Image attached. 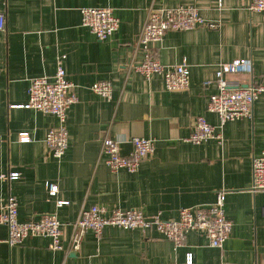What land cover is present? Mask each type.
Instances as JSON below:
<instances>
[{
  "label": "crops",
  "instance_id": "obj_1",
  "mask_svg": "<svg viewBox=\"0 0 264 264\" xmlns=\"http://www.w3.org/2000/svg\"><path fill=\"white\" fill-rule=\"evenodd\" d=\"M251 0H0L5 26L0 30V205L8 195L17 201L20 221L56 212L62 221L61 250L47 236H30L15 246L0 245V264H264V191L253 192V158L264 150V92L251 118L228 121L221 138L187 140L194 120L204 116L218 91L220 64L246 58L252 70L225 77L232 87L264 86V14L251 12ZM195 6L209 24L168 31L153 49L160 62L190 64V85L170 91L161 74L150 78L135 70L145 53L138 40L151 8ZM109 7L118 30L100 40L82 25V8ZM59 56L78 101L67 117L69 144L61 160L50 154L45 137L58 124L52 114L19 107L28 101L30 79L52 77ZM100 80L112 84L111 98L92 90ZM32 141H18L19 132ZM105 136L126 139L129 154L135 136L152 138L154 153L136 172L112 170L102 153ZM49 182L59 184L58 207ZM228 190L226 215L233 226L223 248L209 245L200 230L188 232L180 247L156 228L125 230L107 226L89 230L76 252H67L80 210L97 205L107 214L139 209L147 216L177 219L184 207L215 201ZM7 227L0 222V239Z\"/></svg>",
  "mask_w": 264,
  "mask_h": 264
},
{
  "label": "built area",
  "instance_id": "obj_2",
  "mask_svg": "<svg viewBox=\"0 0 264 264\" xmlns=\"http://www.w3.org/2000/svg\"><path fill=\"white\" fill-rule=\"evenodd\" d=\"M223 0H219L221 6ZM251 12L264 14V0H251ZM82 25L90 30L100 40L112 36L120 26L119 18L109 7H84ZM209 24L195 6H178L175 8H151L142 28L138 44L145 53L144 61L134 66L135 70L150 78L153 74H161L165 80L167 90H185L190 85V64L186 59L174 65H165L159 61L152 44L160 42L168 31H185L198 26ZM5 26V16L0 14V30ZM64 56H59L57 69L52 77L40 76L30 79L28 101L19 106L32 108L45 114L54 115L58 124L50 127L45 142L50 154L61 160L69 144V132L66 125L70 107L78 101L75 85L68 79L63 64ZM252 70L249 59L240 58L220 64L216 71L218 91L211 94L208 110L218 114L219 125L210 123L204 116H198L193 123V130L187 140L193 143H202L210 139L221 138L220 129L228 122L240 118H251L254 112V103L264 92V86L251 84L232 87L225 75L230 73H245ZM92 90L97 94L111 98L112 84L107 80L95 82ZM126 139H114L105 136L102 140V153L106 155V164L114 171L126 169L136 172L141 162L150 157L155 150L152 138L135 136L131 138L133 149L129 154L121 152V144ZM18 141L27 143L32 141L28 132L18 133ZM18 173L11 172L7 176L0 174V179H16ZM51 196L56 197L58 207L68 205V200L57 198L59 184L49 182L47 185ZM253 192L264 191V150L253 158ZM228 190L217 192L214 202L206 205L184 207L177 219H164L161 214L147 216L139 209H116L110 214L97 206L82 208L74 223L70 245L67 252H76L80 249L83 237L89 230L100 235L105 227L116 226L125 230H149L156 228L175 247L184 244L186 236L191 230L202 231L209 245L223 248L229 239L232 221L226 215V196ZM264 213V209H263ZM0 222L7 227V237L0 239V245L6 243L15 246L30 236H47L51 239L50 248L61 250L62 226L56 212L45 214L37 219L20 221L17 218V201L14 196L8 195L0 205ZM188 264L193 263V254L188 255Z\"/></svg>",
  "mask_w": 264,
  "mask_h": 264
}]
</instances>
